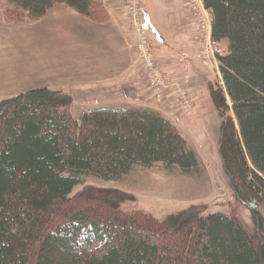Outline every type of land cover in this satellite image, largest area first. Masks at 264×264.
Instances as JSON below:
<instances>
[{"label": "trees", "instance_id": "obj_1", "mask_svg": "<svg viewBox=\"0 0 264 264\" xmlns=\"http://www.w3.org/2000/svg\"><path fill=\"white\" fill-rule=\"evenodd\" d=\"M202 1L212 38L228 43L223 85L209 89L218 157L252 228L195 205L163 219L124 211L117 189L73 196L87 174L111 180L156 163L188 173L198 157L152 110L74 114L72 93L38 87L0 100V264H264V0ZM5 2L7 21L39 20L57 4L101 18L94 0Z\"/></svg>", "mask_w": 264, "mask_h": 264}, {"label": "rangeland", "instance_id": "obj_2", "mask_svg": "<svg viewBox=\"0 0 264 264\" xmlns=\"http://www.w3.org/2000/svg\"><path fill=\"white\" fill-rule=\"evenodd\" d=\"M94 1L98 3V1ZM5 4V0H0V55L2 56L0 57V76L2 79L4 77L9 79L12 78L11 83H13L15 79V75L12 74L18 73V70L23 71V64L25 61H29L27 58L25 59V55H30L35 52L36 36L39 37L38 48L42 49L43 65H36V63L32 61L33 64L31 65V68L28 67L26 70L28 75H37L36 78L38 79L39 76L42 75L41 72L43 73V70L45 75L48 74L47 72H52L53 74L50 75V73L49 78H52L53 82L49 85H54V82H57L59 77L54 70L47 67L46 56H50L52 53L50 52V48L54 45V47L59 50H64L66 54L73 55L74 52L72 51H76L75 49L81 50L84 47L83 44H77L78 42H82L80 41L81 39L77 40L72 37L69 29L67 31L66 29L62 30L59 28V30L56 28L55 31H53L56 33L53 40L50 31L53 22L58 20L71 21L75 18L73 16H76V14L82 19L95 23H106L107 21L112 20L109 17V14L102 9L101 5V13L98 14L101 18H97L100 21H93L65 4H57L39 20L29 21L28 19H23L22 21H7L5 12L8 10V5ZM119 4L124 13L123 20L125 26L128 28V33L133 42L131 46L133 47L134 53L137 55L138 61H140V59L137 51V43L139 39L141 40L144 38L152 52V58L160 71L166 76V80L169 84L168 89L173 91V94L175 95L174 97H176L173 98V100L178 109L175 110L172 124H174L177 130L185 138L188 145L196 153L199 166L198 168L185 173L179 167H166L161 163H156L149 167L136 165L128 173L111 180H104L91 174H87L82 177V182L73 188L72 195H78L86 187L117 189L128 197V199L120 206L124 211L131 213L137 211L145 212L157 219H163L169 213L195 205L205 209L207 212L223 211L225 213L233 214L247 228H252L249 211L234 199L228 180L222 171L217 152L220 118L209 97V89L223 85L219 70V56H224L227 53V40L223 39L218 43L222 50V54L215 56V58H211L208 62L204 63L199 59L200 57L198 58L200 28L194 13L188 8L187 0H171L170 11L175 18H181L183 12H187L192 17V22H189V24L195 35L194 43L196 44L190 58L197 60L198 63L202 65V84L195 85L193 89H191L189 86L190 78L187 73H179L180 75L178 74L177 77L167 74L164 62L158 57L160 56L161 49L153 40V33L147 31L142 34L138 30V25L142 21L143 14L144 12H147L152 18V24L162 32L163 36L165 35L168 37L169 30L173 29V26L168 25V22L171 24L172 22L169 14H167V4L164 6L163 0H120ZM68 8L70 10H68ZM71 9L73 11H71ZM171 15L172 14H170V16ZM46 16H52L54 19L50 17V19L45 20ZM166 16H168V20H166ZM175 21V26H177L178 20ZM59 24L57 23L56 26H59ZM182 26L185 27L186 24H183ZM36 55H38V59H40L39 56H41V54H38L37 52ZM8 56L10 57L6 58ZM140 63L142 64L141 61ZM141 66L142 68L139 67L138 70L140 77L141 79H144V81H147L150 86V88L148 87L147 95L155 96L156 98V95L160 96L165 93L168 89L160 91L154 88L150 78L143 68V65ZM4 81H6V79H4L3 82ZM18 81L21 83V86L24 85L23 79H19ZM43 82L45 85L48 81L47 79H44ZM40 83L41 82L37 81L36 84L40 85ZM42 84L43 83H41V85ZM179 86L185 89L188 98L192 102L191 108H185L182 106L178 99L176 89ZM2 87L4 88L0 89V100L15 95L8 93L11 87L6 85ZM48 88L62 89L63 92L72 93L74 102L72 103L71 111L74 114L85 109L97 108L99 107L98 103L102 102V100L96 101V99H94L95 96L92 97L93 93H91V91L86 93L83 92V90L72 87L70 88L69 86L59 88L48 86ZM92 90H94L93 87ZM128 95L130 96L132 94ZM138 105H141L138 108H147L145 105ZM261 212L264 216V207L261 208Z\"/></svg>", "mask_w": 264, "mask_h": 264}, {"label": "crops", "instance_id": "obj_3", "mask_svg": "<svg viewBox=\"0 0 264 264\" xmlns=\"http://www.w3.org/2000/svg\"><path fill=\"white\" fill-rule=\"evenodd\" d=\"M96 1L109 14L112 20L106 23H95L82 19L75 13L76 16H73L75 18L71 21L58 20L53 22L50 27L53 40L56 35L53 31L56 28L66 29L67 31L69 29L72 37L77 40L81 39L80 41L82 42H78L77 44L84 45L81 50L75 49L76 51H72L74 52L72 55L66 54L64 50L61 51L52 44L53 46L50 48V52L52 53L50 56H46V61L47 67L54 70L57 76H59L58 81L54 82V85H49L53 82V79L49 78L53 74L52 72H47L48 74L45 75L43 70L39 79L36 78L37 75L33 76L27 73L26 69L28 67L31 68L32 61L36 65H43L42 49L38 48L39 37L36 36L35 52L30 55H25V59L27 58L30 62L25 61L22 66L23 71L18 70V73L12 74L15 75L13 83H11L12 78L4 77L2 79L0 76V89H3L4 87L2 86L4 85L12 88L13 84V88H10V91H8V93L13 95L18 92H24L26 89L39 86L43 87L45 85V87L49 86L54 88L69 86L70 88L83 90L86 93L91 91V93L95 94H92V97L95 96L94 99L96 101L102 100L101 103H98L99 107L97 108L140 109L138 107L141 105L138 104H142L147 107L142 109L152 110L172 123L175 110H178L173 100L176 97H174L175 95L171 89L166 90L160 96L156 95V98L155 96L147 95L148 87L150 88V86L147 81L141 79L140 73L138 72L139 67L142 68V64L138 61L137 55L131 46L133 42L123 20L124 13L119 4L120 0ZM170 2L171 0H163V5L166 6L167 4V14H169L173 24L168 22V25L173 26V29L169 30L168 37L163 36L162 32L152 24V18L147 12L143 14V22L149 31L153 33V40L161 49L160 56L158 57L164 62L167 74L177 77L179 73H187L190 78L189 86L193 89L195 85L202 84V65L197 60L190 58L196 44L194 43L195 35L189 24V22H192V17L187 12H183L181 18H175L170 11ZM68 10L70 9L68 8ZM71 11L73 10L71 9ZM170 14L172 15L170 16ZM50 17L52 16H46L45 20L50 19ZM166 20H168V16H166ZM175 20H178L177 26H175ZM57 23H60L59 26H56ZM183 24H186V26L183 27ZM37 52L41 54L39 56L40 59L36 55ZM0 57L2 56L0 55ZM4 79L6 81L3 82ZM19 79L24 80L23 86L18 81ZM44 79L48 81L45 85L43 82ZM36 80L43 84H36ZM92 87L94 90H92ZM128 94L132 95L129 96Z\"/></svg>", "mask_w": 264, "mask_h": 264}, {"label": "built area", "instance_id": "obj_4", "mask_svg": "<svg viewBox=\"0 0 264 264\" xmlns=\"http://www.w3.org/2000/svg\"><path fill=\"white\" fill-rule=\"evenodd\" d=\"M187 5L189 6L188 8L194 13L200 28L198 58L200 57L199 59L206 63L211 58H215V56L222 54V50L218 44L219 42L215 41L211 36V14L204 7L202 0H187ZM138 30L142 34L147 32L142 21L138 25ZM137 51L143 68L150 78L154 88L160 91H165L168 89L169 84L166 80V76L162 71H160L154 59L152 58V52L144 38L141 40L139 39L137 43ZM179 87L176 89L177 93L175 92L178 96V99L180 100L182 106L185 108H191L192 102L188 98L185 89H183L181 86Z\"/></svg>", "mask_w": 264, "mask_h": 264}]
</instances>
